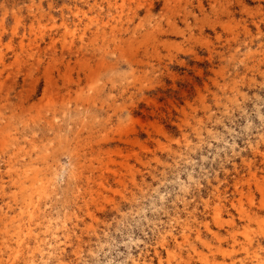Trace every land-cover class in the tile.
<instances>
[{"label": "rangeland", "instance_id": "obj_1", "mask_svg": "<svg viewBox=\"0 0 264 264\" xmlns=\"http://www.w3.org/2000/svg\"><path fill=\"white\" fill-rule=\"evenodd\" d=\"M257 182L264 0H0V264H264Z\"/></svg>", "mask_w": 264, "mask_h": 264}, {"label": "bare ground", "instance_id": "obj_2", "mask_svg": "<svg viewBox=\"0 0 264 264\" xmlns=\"http://www.w3.org/2000/svg\"><path fill=\"white\" fill-rule=\"evenodd\" d=\"M97 4V3H96ZM183 7V6H182ZM176 8V7H175ZM187 15V14H186ZM185 15V16H186ZM161 18V17H160ZM185 21V20H184ZM189 26V25H188ZM186 28V27H185ZM74 31V30H73ZM39 36V35H38ZM60 38V37H59ZM66 38V37H65ZM32 39V38H31ZM73 40V39H72ZM97 41V40H96ZM33 44V43H32ZM68 44V43H67ZM67 50V49H66ZM117 50V49H116ZM67 53V52H66ZM107 55V54H106ZM118 57V56H117ZM49 60V59H48ZM102 62V61H101ZM144 73V72H143ZM16 76V75H15ZM53 81V80H52ZM111 81V80H110ZM51 82V81H50ZM90 82H92V81H90ZM48 83V82H47ZM6 84V83H5ZM104 86V85H103ZM26 88V87H25ZM29 88V87H28ZM50 89V88H49ZM55 89V88H54ZM83 90V89H82ZM69 92V91H68ZM48 94V96L49 95H51L52 94V90H48V89H46V93H45V95H47ZM54 94V93H53ZM92 94V93H91ZM46 98V97H45ZM74 101V100H73ZM18 104V103H17ZM46 106V105H45ZM2 109V108H1ZM24 110V109H23ZM82 122V121H81ZM17 136V135H16ZM3 141V140H2ZM5 141V140H4ZM137 141V140H136ZM110 163V162H109ZM250 168V167H249ZM255 176V175H254ZM259 184V182H257V185ZM258 187H259V189L261 190V191H264V185H258ZM30 203V202H29ZM37 208V207H36ZM35 208V209H36ZM34 211H36V210H34ZM30 216H31V218L32 217H34L35 216V212H31L30 213ZM1 218V217H0ZM32 228V224H31V226L29 227V229H28V233H29V235H33L34 233H33V230L31 229ZM15 241V240H14ZM12 242V241H11ZM24 242H25V239H20V244L21 245H23L24 244ZM17 251V250H16ZM18 257V255L16 256V258ZM1 262V261H0Z\"/></svg>", "mask_w": 264, "mask_h": 264}]
</instances>
